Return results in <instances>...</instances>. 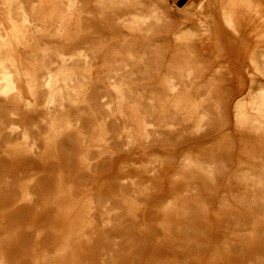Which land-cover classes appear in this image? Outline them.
Instances as JSON below:
<instances>
[{
	"label": "rangeland",
	"instance_id": "rangeland-1",
	"mask_svg": "<svg viewBox=\"0 0 264 264\" xmlns=\"http://www.w3.org/2000/svg\"><path fill=\"white\" fill-rule=\"evenodd\" d=\"M187 1L0 0V264H264V0Z\"/></svg>",
	"mask_w": 264,
	"mask_h": 264
},
{
	"label": "bare ground",
	"instance_id": "bare-ground-1",
	"mask_svg": "<svg viewBox=\"0 0 264 264\" xmlns=\"http://www.w3.org/2000/svg\"><path fill=\"white\" fill-rule=\"evenodd\" d=\"M235 1L236 0H234V1L229 0V2L225 5L223 16L225 18H231L232 20H234L238 23H242L244 20V18H243L244 12L241 11L240 7L235 3ZM127 27H129V26H127Z\"/></svg>",
	"mask_w": 264,
	"mask_h": 264
},
{
	"label": "crops",
	"instance_id": "crops-1",
	"mask_svg": "<svg viewBox=\"0 0 264 264\" xmlns=\"http://www.w3.org/2000/svg\"><path fill=\"white\" fill-rule=\"evenodd\" d=\"M195 1H197L196 2V4H195ZM213 1V0H212ZM223 1H225V0H223ZM205 3H206V0H188L187 1V5L188 6H191V7H199V9L201 8V9H204V5H205ZM206 5H211V4H206ZM216 6H213V5H211L212 7H218L217 5H218V2H216V4H215ZM219 8V7H218ZM220 9V8H219ZM230 23H234V24H236L234 21H229ZM229 22H227V23H229ZM217 23L218 24H222V25H226V24H224L222 21H221V15L219 14V17L217 18ZM132 26H134L133 24H132ZM136 26V25H135ZM128 28V27H127ZM224 29H226V27H223Z\"/></svg>",
	"mask_w": 264,
	"mask_h": 264
}]
</instances>
